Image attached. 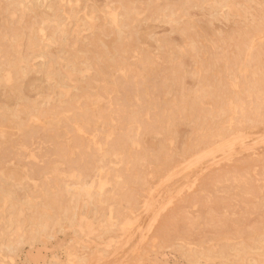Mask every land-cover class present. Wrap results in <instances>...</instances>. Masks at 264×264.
I'll return each mask as SVG.
<instances>
[{"label":"rangeland","instance_id":"1","mask_svg":"<svg viewBox=\"0 0 264 264\" xmlns=\"http://www.w3.org/2000/svg\"><path fill=\"white\" fill-rule=\"evenodd\" d=\"M263 129L264 0H0V264H264Z\"/></svg>","mask_w":264,"mask_h":264},{"label":"bare ground","instance_id":"2","mask_svg":"<svg viewBox=\"0 0 264 264\" xmlns=\"http://www.w3.org/2000/svg\"><path fill=\"white\" fill-rule=\"evenodd\" d=\"M222 1V0H221ZM218 4H220V3H218ZM229 5V4H228ZM228 5H227V7H228ZM223 9V8H222ZM257 9V8H256ZM171 10H172V8H171ZM178 10V9H177ZM246 10V9H245ZM258 10H260V9H258ZM179 11V10H178ZM175 12V11H174ZM221 12V11H220ZM243 12V11H242ZM262 13H263V11H261ZM251 14V13H250ZM114 16V15H113ZM256 17V16H255ZM115 20V19H114ZM238 39V38H237ZM232 42V41H231ZM235 42V41H234ZM242 44H243V42H241ZM144 44V43H143ZM244 45V44H243ZM234 47H236L235 45H234ZM245 47V46H244ZM236 51H237V49H236ZM151 53V52H150ZM197 53V52H196ZM152 54V53H151ZM236 54V53H235ZM218 56V55H217ZM227 56V55H226ZM155 57V56H154ZM153 57V58H154ZM234 57V56H233ZM235 57H236V55H235ZM239 57V56H238ZM156 58V57H155ZM244 59V58H243ZM203 60V59H202ZM201 60V61H202ZM196 61V60H195ZM227 61V60H226ZM232 61V60H231ZM166 62V61H165ZM164 62V63H165ZM163 63V64H164ZM211 64V63H210ZM226 65V64H225ZM234 66V65H233ZM242 66V65H241ZM122 68V67H121ZM252 68V67H251ZM124 69V68H123ZM238 70V69H237ZM47 73V72H46ZM228 74V73H227ZM54 76V75H53ZM44 77H46V76H44ZM7 79V78H6ZM40 79V78H39ZM163 79V78H162ZM36 80H38L37 78H36ZM210 81V80H209ZM7 82V81H6ZM40 82V81H39ZM101 83V82H100ZM99 83V84H100ZM207 84V83H206ZM63 85V84H62ZM47 87V86H46ZM6 91V90H5ZM5 94V93H4ZM8 94V93H7ZM9 95V94H8ZM39 95V94H38ZM105 95V94H104ZM109 95H111V94H109ZM7 96V95H6ZM6 96H4V97H6ZM106 97H108L107 95H106ZM7 98V97H6ZM5 99V98H4ZM92 99V98H91ZM108 102H110V101H108ZM8 103V102H7ZM42 104V103H41ZM243 105V104H242ZM152 106V105H151ZM126 107V106H125ZM128 107V106H127ZM126 107V108H127ZM130 107V106H129ZM240 108V107H239ZM164 109H166V108H164ZM238 110H240V109H238ZM66 113V112H65ZM182 113V112H181ZM240 113H241V110H240ZM63 114V113H62ZM182 114H184V113H182ZM235 114H236V112H235ZM241 119V118H240ZM231 120V119H230ZM230 122V121H229ZM238 122V121H237ZM74 124V123H73ZM199 124V123H198ZM230 125V124H229ZM74 126H75V124H74ZM138 126V125H137ZM194 126V125H193ZM101 128V127H100ZM112 128V127H111ZM244 129H246V128H244ZM7 130V129H6ZM18 130H20V128L18 129ZM264 130V129H263ZM262 130V131H263ZM82 131V130H81ZM223 131V130H222ZM239 131V130H238ZM248 131V130H247ZM261 131V132H262ZM232 132V131H231ZM187 133V132H186ZM233 133V132H232ZM235 133V132H234ZM262 133H264V132H262ZM20 134V133H19ZM137 134V133H136ZM174 134V133H173ZM231 134V133H230ZM252 135H255V133H251ZM257 134V133H256ZM258 134H261L260 132L258 133ZM228 135V134H227ZM227 135L225 136V138L227 137ZM39 136V135H38ZM240 138H242V137H240ZM248 138H250V137H248ZM248 138H247V140H248ZM246 139V138H245ZM250 140V139H249ZM248 140V141H249ZM213 141V144L212 145H214V143H216V142H214L215 140H212ZM252 141V140H251ZM197 142V141H196ZM196 142L194 143V144H196ZM199 142V141H198ZM197 142V143H198ZM219 142V141H218ZM239 142V141H238ZM241 142H245V141H243V140H241ZM260 142V141H259ZM171 143V142H170ZM254 143H255V141H254ZM231 144V143H230ZM256 144V143H255ZM174 145V144H173ZM217 145V144H216ZM252 145H254V144H252ZM202 146H204V145H202ZM206 146V145H205ZM239 146V145H238ZM241 146H242V143H241ZM251 147V146H250ZM199 148V147H198ZM210 148V147H209ZM214 148H215V146H214ZM181 149V151L180 152H182V148H180ZM188 149H190V148H188ZM241 149V148H240ZM243 149V148H242ZM250 149V148H249ZM248 149V150H249ZM252 149H254V148H252ZM229 150H231V149H229ZM251 150V149H250ZM221 151H223V150H221ZM244 151V150H243ZM257 151H259V149H257V147H256V150L254 151V153H256ZM187 152V151H186ZM190 152H193V151H190ZM226 152V151H225ZM251 152V151H250ZM260 152V151H259ZM246 153H248L247 151H246ZM254 153H252V154H254ZM191 154V153H190ZM242 154V153H241ZM240 155V154H239ZM239 155H237V156H239ZM70 157V156H69ZM186 157V156H185ZM5 158V157H4ZM187 158V157H186ZM185 158V159H186ZM211 158H214V157H211ZM233 158H235V157H233ZM227 160V159H226ZM234 160V159H233ZM196 161V160H195ZM200 161V160H199ZM231 161V160H230ZM190 162V161H189ZM217 162V161H216ZM220 162V161H219ZM234 162V161H233ZM232 162V163H233ZM196 163V162H195ZM221 164V163H220ZM197 168V167H196ZM203 170V169H202ZM55 171V170H54ZM195 171V170H194ZM206 171V170H205ZM190 174V173H189ZM63 175V174H62ZM194 176V175H193ZM181 178V177H180ZM194 177H192V179H193ZM193 182H195V181H193ZM188 186V185H187ZM187 186H186V189H187ZM190 186V185H189ZM191 186H193V185H191ZM89 188H91V187H89ZM99 191H100V189H99ZM148 194H149V192H148ZM110 211V210H109ZM108 217V216H107ZM108 220V219H107ZM29 250V249H28ZM33 251V250H32ZM26 253V252H25ZM28 253V252H27ZM26 255V254H25ZM27 257V256H26ZM29 257L31 258V259H33V260H37V257H38V253H36V254H34V253H30L29 254ZM18 258H19V256H18ZM36 264H39L38 262H36Z\"/></svg>","mask_w":264,"mask_h":264}]
</instances>
